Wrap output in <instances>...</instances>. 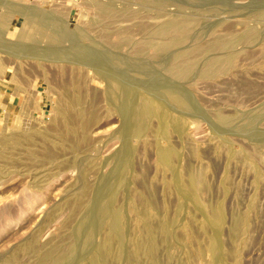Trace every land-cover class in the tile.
<instances>
[{
    "label": "rangeland",
    "instance_id": "1",
    "mask_svg": "<svg viewBox=\"0 0 264 264\" xmlns=\"http://www.w3.org/2000/svg\"><path fill=\"white\" fill-rule=\"evenodd\" d=\"M186 21L183 42L146 47L150 32ZM184 62L193 67L174 76ZM143 100L171 117L166 139L153 116L136 133ZM95 254L264 264V0H0V264H93Z\"/></svg>",
    "mask_w": 264,
    "mask_h": 264
},
{
    "label": "bare ground",
    "instance_id": "2",
    "mask_svg": "<svg viewBox=\"0 0 264 264\" xmlns=\"http://www.w3.org/2000/svg\"><path fill=\"white\" fill-rule=\"evenodd\" d=\"M100 10L102 11L103 14H106L108 15V13L111 11L110 9L108 8H105V7H102L100 8ZM30 14V13H29ZM13 16V15H12ZM3 18V17H2ZM52 21V20H51ZM54 21V20H53ZM22 22V21H21ZM33 25V23H32ZM41 25V24H40ZM43 26V25H42ZM188 26H189V22L186 21V22H171V23H165L164 25H162L154 34L153 32H150V38L149 40L146 41V47L147 48H150V50L152 49L153 52H160V51H164L166 50L168 47L170 46H174V45H177L181 42H183L186 38V32H187V29H188ZM8 27V26H7ZM29 27V25H28ZM144 31V29H143ZM55 32V31H54ZM148 32V31H147ZM27 33L24 32L23 35H26ZM149 35V33H148ZM167 37L171 38L169 41H166ZM154 39H157L158 42L156 41H153ZM231 44V43H230ZM122 48V47H121ZM178 56L180 54H177ZM176 55V56H177ZM182 55V53H181ZM180 57V56H179ZM182 57V56H181ZM178 60V59H177ZM217 61H213V62H210L208 64V68H207V72H213L214 70L217 69V67H215L217 64ZM192 64L191 62H188V63H181L180 65H175V66H172L171 67V70L170 72L174 75V76H177V77H183L185 76L189 70L191 69ZM71 89V88H70ZM73 90V89H72ZM77 94H74L76 95L74 97V99L71 101V106L72 108H75L76 111H77V116L80 118L81 120V123H80V126L83 128H85V117H84V113H83V103H84V100L82 98V95L80 94V92L76 91ZM168 97L170 98V100L173 102V104H175L176 106L180 107V108H186L184 102L180 99V97H177L173 94H169ZM152 101V100H151ZM157 103V102H156ZM87 105V104H86ZM157 105V104H156ZM154 103L150 102L149 100H143V103H142V106L138 109L137 111V120L138 122L136 123V133L137 134H140L143 130V126H142V122L143 120H145L146 118L148 117H155L157 118V120L159 121V126L160 129L158 130L159 131V134L161 135L162 138L166 139L165 138V129L167 128L168 126V114H166V112L162 111L158 106H156ZM89 108V107H88ZM188 108V107H187ZM183 110V109H182ZM73 111V109H72ZM60 112V111H59ZM75 112V111H74ZM89 112V111H88ZM92 112V111H91ZM90 112V113H91ZM42 113V112H41ZM61 115V118L65 116H68V114H66L65 112H63L62 114H59ZM92 115V113L90 114ZM91 118V116H90ZM171 118V117H170ZM169 118V119H170ZM220 118V117H219ZM67 119H70V117L68 116ZM71 120V119H70ZM171 121V120H170ZM174 121V120H173ZM68 122V121H67ZM70 122V121H69ZM73 122V121H72ZM172 122V121H171ZM135 124V123H134ZM161 124V125H160ZM173 124V123H172ZM69 126V125H68ZM70 127V126H69ZM178 127V126H177ZM68 128V127H67ZM71 129V128H70ZM158 129V128H157ZM72 130V129H71ZM259 136V135H258ZM160 149V152H159V156H158V165L164 169L165 171L166 170H170L171 169V163H172V159L174 157V150L171 148L170 145H167L165 147L163 146H160L159 147ZM131 149V148H130ZM158 150V151H159ZM195 177V176H194ZM178 181V180H177ZM180 184V182H179ZM197 179L195 178H191L189 181H188V184H184L182 185V189L183 191L185 192V194L188 192H192V191H189V189L191 188L192 190H195L197 188ZM200 192V191H199ZM112 193V191H111ZM184 194V193H183ZM189 195V194H188ZM193 195V194H191ZM114 196V195H113ZM150 197V196H149ZM198 198V197H196ZM146 199V198H145ZM151 199V198H150ZM113 200V199H112ZM148 203V202H147ZM149 204V203H148ZM109 206V205H108ZM113 206V205H112ZM151 206V205H150ZM109 208V207H108ZM112 208V207H111ZM114 208V207H113ZM134 208V207H133ZM213 215H211L210 217V224L215 228V229H219L220 228V225H221V221L223 220L222 219V212H221V209L220 208H216L214 210V213H212ZM107 218V223L108 224L107 226L110 227L111 231L113 232L114 236H119L121 237V227H120V223L119 221V213L118 212H115V211H112V210H109L107 209L106 211V216ZM104 221V220H103ZM243 222V221H242ZM105 224V223H104ZM166 224V223H165ZM106 226V225H105ZM211 226V227H212ZM111 234V233H110ZM112 234V235H113ZM115 237V238H116ZM110 239V238H109ZM121 238H119L118 240H120ZM110 241V240H109ZM108 242V241H107ZM214 243V242H213ZM212 243V244H213ZM215 243H217L215 241ZM211 244V245H212ZM216 246V244H213V246ZM218 245V244H217ZM214 246V247H215ZM217 247V246H216ZM215 247V248H216ZM214 250V248H213ZM216 251H214L213 253H215ZM95 253V252H94ZM99 252H97L96 254H98ZM94 255L95 256V259L93 260L94 263L93 264H104L100 258H99V255ZM100 254V253H99ZM101 255V254H100ZM93 257V256H92ZM47 256L43 257L42 261L41 262H45L47 260ZM102 259V258H101ZM92 261V262H93Z\"/></svg>",
    "mask_w": 264,
    "mask_h": 264
}]
</instances>
